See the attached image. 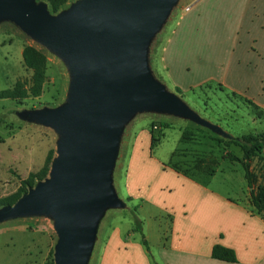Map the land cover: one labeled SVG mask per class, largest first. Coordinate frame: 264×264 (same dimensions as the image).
<instances>
[{"label":"water","instance_id":"obj_1","mask_svg":"<svg viewBox=\"0 0 264 264\" xmlns=\"http://www.w3.org/2000/svg\"><path fill=\"white\" fill-rule=\"evenodd\" d=\"M178 1L77 0L52 14L45 2L0 0V16L14 18L73 72L69 104L23 114L61 134L49 177L0 208V222L38 210L55 213V264H87L103 208L121 203L112 177L123 125L133 113L173 114L228 135L152 70L148 46Z\"/></svg>","mask_w":264,"mask_h":264},{"label":"rangeland","instance_id":"obj_2","mask_svg":"<svg viewBox=\"0 0 264 264\" xmlns=\"http://www.w3.org/2000/svg\"><path fill=\"white\" fill-rule=\"evenodd\" d=\"M35 1L45 2L52 14H59L77 2L70 0L54 13L47 0ZM196 1H178L177 8L173 9L166 23L151 39L148 46L150 61L165 28L169 32L173 26H177L183 16L193 9ZM13 19L8 15L0 16V89L12 88L17 81L31 85L33 72L25 65L22 55L27 45H33L46 54L47 80L43 93L38 97L0 99V198L16 192L23 179L31 172H38L50 150L55 151L54 158L58 155L59 131L23 114L69 104L73 80V72L66 59L25 32ZM228 25L221 26L212 42L214 50L209 65L213 73H219V62L223 63L237 45L238 19H231ZM154 74L169 91L178 95L201 117L219 125L228 135L173 114L140 110L133 113L123 125V143L119 144L118 155L127 153L133 131L147 127L160 136L153 150L158 159L165 163L172 159V164L201 180L210 181L211 187L235 196L238 188L246 182L245 172L243 165L232 160L230 154L242 158V148L236 141L249 133H264V108L255 109L243 98L225 91L215 82L201 83L196 78L183 82L184 88H181L169 81L165 72L157 71ZM119 158L113 170L112 185L121 203L108 204L103 208L87 264H100L105 238L114 227L121 226L128 233L133 230L134 235L141 238V234L132 229L135 226L133 205H140L141 202L133 204L126 198L122 186L125 168L121 164L118 167ZM251 168L257 176L264 174V150L259 158L252 161ZM145 208L148 210L136 214L143 222L150 252L155 255L158 240L161 239L160 225L163 224L165 228V220H159L162 223L159 224V221L149 216L150 208ZM55 223V213L50 210L28 212L0 222V264H55V247L58 242Z\"/></svg>","mask_w":264,"mask_h":264},{"label":"crops","instance_id":"obj_3","mask_svg":"<svg viewBox=\"0 0 264 264\" xmlns=\"http://www.w3.org/2000/svg\"><path fill=\"white\" fill-rule=\"evenodd\" d=\"M234 18L238 19L237 45L219 62V73H213L212 42L221 26L228 27ZM166 31L152 53L154 73L165 72L181 88L183 82L196 78L201 83L215 82L264 108V0H197L181 22ZM154 148L147 127L133 131L127 153L118 155V167L125 168L126 198L133 204L141 202L137 212L148 210L147 206L151 218L165 220V228L159 221L157 252L153 255L146 249L142 235L139 238L133 230L128 233L117 226L105 238L100 264H153V260L157 264H264V211L259 213L252 205L246 179L232 196L173 167L172 159L168 163L158 159ZM257 179V184L264 183V174ZM216 245L233 250L237 261L213 257Z\"/></svg>","mask_w":264,"mask_h":264},{"label":"trees","instance_id":"obj_4","mask_svg":"<svg viewBox=\"0 0 264 264\" xmlns=\"http://www.w3.org/2000/svg\"><path fill=\"white\" fill-rule=\"evenodd\" d=\"M47 1L49 2L52 11L54 13H57L70 0ZM22 55L25 65L33 72L31 85L27 86L25 82L17 81L12 88L0 89V99L21 100L28 98L29 96L38 97L43 93L44 84L47 80L48 59L46 54L33 45H27L24 47ZM178 92L181 93V90L179 88ZM244 100L255 109H262L253 101L248 99ZM159 141L160 136H157L154 132H152V148H154L156 146V143H158ZM236 142L242 148L243 157L239 158L235 154H230L231 159L237 160L243 165L245 179L247 181L248 187L251 190V203L257 212L262 213L264 211V183L257 184V175L252 171L251 164L255 158L260 157L261 152L264 150V133H249L239 138V140ZM54 156L55 151L50 150L45 159L43 167L38 172H31L27 178L23 179L21 181L20 187L16 192L0 198V208L6 205H13L19 198L27 193L30 188L35 187L39 181L46 179L49 174L50 166L54 159ZM172 166L179 170H182L187 175L191 174L189 171L179 168L176 164H172ZM128 201H131V198H128ZM137 210L138 205L133 209L135 214L134 230L141 233L142 243L147 250H150L149 243L146 240L143 232L142 220H140V218L136 214ZM213 257L229 262L237 261L235 252L221 245L214 246ZM153 264H157L156 261L153 260Z\"/></svg>","mask_w":264,"mask_h":264}]
</instances>
